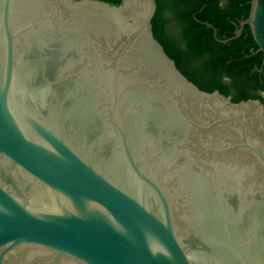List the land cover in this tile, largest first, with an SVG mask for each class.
Segmentation results:
<instances>
[{"label":"water","instance_id":"water-1","mask_svg":"<svg viewBox=\"0 0 264 264\" xmlns=\"http://www.w3.org/2000/svg\"><path fill=\"white\" fill-rule=\"evenodd\" d=\"M155 9L0 0V264H264V110L188 81Z\"/></svg>","mask_w":264,"mask_h":264},{"label":"flooded vegetation","instance_id":"flooded-vegetation-1","mask_svg":"<svg viewBox=\"0 0 264 264\" xmlns=\"http://www.w3.org/2000/svg\"><path fill=\"white\" fill-rule=\"evenodd\" d=\"M252 1L155 0L153 18L156 40L188 81L264 110V55L245 23Z\"/></svg>","mask_w":264,"mask_h":264},{"label":"trees","instance_id":"trees-1","mask_svg":"<svg viewBox=\"0 0 264 264\" xmlns=\"http://www.w3.org/2000/svg\"><path fill=\"white\" fill-rule=\"evenodd\" d=\"M98 1H102V2H106V3H109V4H111V5H118L120 2H121V0H98ZM155 18V17H154ZM154 18L152 19V25H153V36H154V38L156 39V27H155V23H154Z\"/></svg>","mask_w":264,"mask_h":264}]
</instances>
